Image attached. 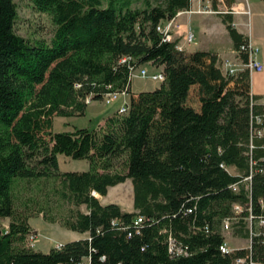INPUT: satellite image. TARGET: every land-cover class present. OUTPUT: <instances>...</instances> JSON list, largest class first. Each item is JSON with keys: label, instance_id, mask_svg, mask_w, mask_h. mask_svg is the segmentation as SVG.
<instances>
[{"label": "trees", "instance_id": "1", "mask_svg": "<svg viewBox=\"0 0 264 264\" xmlns=\"http://www.w3.org/2000/svg\"><path fill=\"white\" fill-rule=\"evenodd\" d=\"M30 2L51 17L50 40L19 35L17 3L0 0V264H81L84 257L90 264L261 259L264 225L257 218L264 216V172L253 171L248 190L241 185L234 192L229 185L248 175L250 159L260 165L264 158V136L255 134L264 127V103L250 94L248 70L225 74L214 52L179 50L178 38L165 40L156 29L189 10L190 0H142V8L132 7L133 0ZM211 3L216 9L217 0ZM218 14L239 50L248 37L235 28L230 9ZM238 55L247 60L245 53ZM147 63L161 67L164 80L134 93L130 67ZM194 85L202 90L198 111L188 104ZM121 90L130 95L125 113H112L97 127L53 130L55 116H85L87 96L97 100ZM58 155L86 160L88 169L62 171ZM128 179L132 211L96 197ZM248 202L259 233L250 248L222 253V218L232 214L233 203ZM56 204L67 205L61 225L88 236L44 252L28 243L35 233L28 219ZM138 215L144 219L136 227ZM205 224L209 233L198 229ZM238 224L234 234L248 238L246 222ZM168 234L190 254L171 256Z\"/></svg>", "mask_w": 264, "mask_h": 264}, {"label": "rangeland", "instance_id": "2", "mask_svg": "<svg viewBox=\"0 0 264 264\" xmlns=\"http://www.w3.org/2000/svg\"><path fill=\"white\" fill-rule=\"evenodd\" d=\"M15 2L18 6V17L15 22L16 32L19 35L29 39L44 38L46 40H50L55 27L51 20V17L48 14L39 12L35 8H33L30 0H15ZM132 7L142 8V0H133ZM182 35L183 33L179 31L173 32V38L179 39L180 37H182ZM185 50L188 51L187 49ZM144 66L148 69L149 72H162L161 67L153 66L150 63L144 64ZM220 67L222 72L224 73L223 66L220 65ZM159 84L160 82L151 80L149 78H134L131 82L130 89L136 90L134 91V93H137L141 90H152ZM201 93L202 90L199 85H194L189 92L188 104L197 111L201 106V103L199 101V96ZM112 103H110L109 105H105L102 99L91 100V102L87 104V116H55L53 118V130H68L71 129L72 126H87L92 128L95 127L97 118L98 120H100V124H103L105 118L104 114L112 109L110 108ZM92 116H95L97 118L92 119ZM58 162L59 167L62 171L88 169V162L86 160H76L65 157L64 155H58ZM32 188L34 193L37 192V186L34 185ZM96 197L102 204L113 202L119 204L123 210H133V188L132 183L129 179L122 183H118L114 186L109 187L108 192L105 196L97 195ZM76 208L83 212L86 211L84 205L77 206ZM66 209L67 205L61 206L56 204V206L54 207L45 208L42 213L35 212L33 216L29 217L28 223L35 233L32 237L28 238V243L30 245H33L36 249L46 251L52 246H58L61 243L88 236L87 232L80 233L78 231H72L66 229L61 225L60 218L65 213ZM50 217L55 221L50 222L48 220V218ZM4 223H8V219L4 220ZM246 224H248V222ZM226 240H228V244L231 247L244 248L249 246L248 238H243L235 235L234 230L232 231V235H226Z\"/></svg>", "mask_w": 264, "mask_h": 264}, {"label": "crops", "instance_id": "3", "mask_svg": "<svg viewBox=\"0 0 264 264\" xmlns=\"http://www.w3.org/2000/svg\"><path fill=\"white\" fill-rule=\"evenodd\" d=\"M216 6V9L212 7L211 0H190V9L182 10L186 12L181 13L177 17L178 22L181 24L179 32L183 33L187 27H190L195 34V39L192 44H185L184 48L190 52L196 50L214 52L223 68L224 64L228 62L237 69V73L243 71L244 69L238 59L236 50L233 48L232 40L218 14L222 11L227 12L230 9L235 28L246 35L253 44L259 47L257 58L261 62L263 68L260 71H249V87L251 95L260 97L257 102L264 103V0H232L230 6L226 5L225 0H217ZM198 9H209L210 11L197 12ZM244 10H248V13L246 14ZM178 42H184L183 35L179 38ZM131 91L134 92L136 90L132 89ZM129 97V94L127 96H120L119 99L111 104L110 108L112 109L105 113L104 116L106 117L117 112V109L121 106L123 101L129 102ZM87 112L88 106L85 116H87ZM96 118L97 117L92 116V119ZM98 125H100V120L97 118L95 127ZM258 130V136H264V127ZM227 171L233 175L238 174L234 166H228ZM238 225L239 224L236 226ZM232 231L230 235H232ZM230 248L235 247L230 246Z\"/></svg>", "mask_w": 264, "mask_h": 264}, {"label": "built area", "instance_id": "4", "mask_svg": "<svg viewBox=\"0 0 264 264\" xmlns=\"http://www.w3.org/2000/svg\"><path fill=\"white\" fill-rule=\"evenodd\" d=\"M210 11L209 9H198L197 12H206ZM186 11H178L173 17L166 19L164 22H161L157 25L156 29L163 35L165 40H172L173 38V32L174 31H179L181 28V24L178 22L177 17ZM244 12L247 14L248 10H244ZM183 39L184 42H178L177 43V48L179 50H183L185 47V44H190L194 41L195 35L193 30L190 27H187L185 31L183 32ZM243 52L247 55V60L243 61L238 53ZM259 52V47L253 44L249 39L246 43H243L240 45L239 50L236 51L238 59L240 60V63L243 67L244 70L252 71H260L262 70L263 66L259 59L257 58V54ZM128 59L127 56L122 58V61H125ZM130 74H129V80L132 82L134 78H149L151 80L157 81V82H162L164 80V74L161 71H153L149 72L148 69L142 65L137 68H134L133 66L130 67ZM224 73L233 75L237 73V69L231 64L226 62L224 64ZM129 93H127L126 90H121V91H107L102 94L101 99L105 103V105H109L110 103L116 101L119 99L120 96H127ZM85 102L88 104L91 102V99L89 96L85 98ZM128 101H123L121 106L117 109V112L119 113H125L128 109ZM260 116L255 117V123H260L261 122ZM255 134L259 135V130L255 129ZM249 148H253V144H249ZM260 165H258V162L256 160L250 159V171L248 175L242 176L238 182H235L229 187L234 191L238 192L240 189L241 185H244V188L246 190L249 189V181L251 180L253 171L254 172H264V158H260ZM222 167H225L223 164H220ZM227 170V167H225ZM259 204L261 208L264 210V198L259 199ZM189 212L191 211L190 209L188 210ZM246 211L248 212L247 216H242V213ZM257 218L252 214V208H251V203L248 202L246 204H240V203H233L232 204V214L229 216H225L222 218L221 221V233L223 235V241L219 245V250L222 253H230L236 250V248H230L227 240H226V235H230L231 231L233 228L239 223L241 219L244 221L248 222L247 227L249 231V246L252 241V237L256 236L259 232H257L252 225L253 219ZM144 217L141 215L136 216V218L133 221V225L138 227L142 222H143ZM258 224L260 226L264 225V216H259L258 218ZM198 229H203L205 232L209 233L210 228L207 224H205L203 227H198ZM197 229V230H198ZM262 235V243L264 244V229L261 232ZM33 234L30 236L32 237ZM167 248L168 252L170 253L171 256H187L190 254L188 246L182 242V240L176 238L172 234L167 235ZM234 262L236 264H264V255L262 256L261 259L259 260H252V258H245V257H237L234 259ZM81 264H90V258L89 257H84Z\"/></svg>", "mask_w": 264, "mask_h": 264}, {"label": "bare ground", "instance_id": "5", "mask_svg": "<svg viewBox=\"0 0 264 264\" xmlns=\"http://www.w3.org/2000/svg\"><path fill=\"white\" fill-rule=\"evenodd\" d=\"M163 73V72H162ZM161 83V82H160ZM31 236V235H30ZM30 236H29V238H30ZM33 246V245H32Z\"/></svg>", "mask_w": 264, "mask_h": 264}]
</instances>
